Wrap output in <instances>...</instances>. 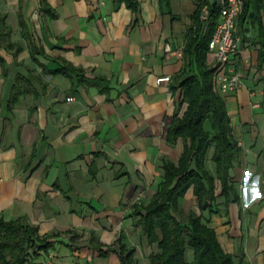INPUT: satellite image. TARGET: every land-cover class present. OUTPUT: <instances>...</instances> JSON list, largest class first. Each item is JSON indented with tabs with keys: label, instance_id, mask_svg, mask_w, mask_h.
<instances>
[{
	"label": "crops",
	"instance_id": "0c3cea01",
	"mask_svg": "<svg viewBox=\"0 0 264 264\" xmlns=\"http://www.w3.org/2000/svg\"><path fill=\"white\" fill-rule=\"evenodd\" d=\"M199 2L0 0V218H23L50 242L34 264H121L120 245L133 264H151L159 252L132 205L149 201L163 160L176 163L182 148L167 141L186 106L170 86L186 68L187 35L203 33ZM236 29L241 83L213 85L238 146L234 196L225 201L214 178L209 206L199 211L190 187L176 216L185 222L195 209L235 264H264V0L246 7ZM206 63L214 65L208 50Z\"/></svg>",
	"mask_w": 264,
	"mask_h": 264
},
{
	"label": "trees",
	"instance_id": "16d2710c",
	"mask_svg": "<svg viewBox=\"0 0 264 264\" xmlns=\"http://www.w3.org/2000/svg\"><path fill=\"white\" fill-rule=\"evenodd\" d=\"M242 1L240 16L250 3L259 2ZM215 18L216 12L212 9L213 22ZM194 23L199 26L198 9ZM196 29L189 32L184 46L186 68L170 86L172 91L180 90L181 100L186 103L180 116L173 115L167 132L168 142L181 140L180 154L176 163L163 160L162 180L149 201L132 205V214L137 216L134 224L139 226L148 242H156L159 249L150 256L151 264H235L231 255L220 247L213 228L201 222V216L195 209L188 211L185 222L176 216L177 200L190 187L197 209H206L215 197L214 178L220 183V195L225 201L230 194L234 196L228 170L238 153V146L231 136L224 102L213 87L214 66L206 63L210 30L200 34ZM205 122H208L210 130L204 128ZM210 147L215 177L205 165ZM49 246L50 242L41 238L36 227L23 218H0V264H34L32 259L38 250ZM187 247L192 249L191 261L185 259ZM118 254L121 264H133L132 250L120 245Z\"/></svg>",
	"mask_w": 264,
	"mask_h": 264
},
{
	"label": "built area",
	"instance_id": "2783aa9c",
	"mask_svg": "<svg viewBox=\"0 0 264 264\" xmlns=\"http://www.w3.org/2000/svg\"><path fill=\"white\" fill-rule=\"evenodd\" d=\"M212 9L216 12L214 22ZM242 9V0H202L198 3L199 26L203 33L210 30L207 50L214 60L212 82L221 91L234 90L241 83L235 62L239 50L236 26ZM38 13L34 10L35 16ZM169 79V76H160L156 78V82H167ZM67 99L71 100L73 97L69 96Z\"/></svg>",
	"mask_w": 264,
	"mask_h": 264
}]
</instances>
